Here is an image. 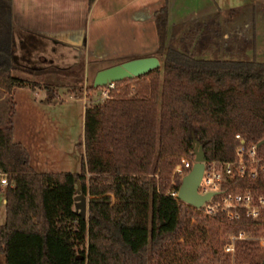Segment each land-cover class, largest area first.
<instances>
[{
  "label": "trees",
  "instance_id": "obj_1",
  "mask_svg": "<svg viewBox=\"0 0 264 264\" xmlns=\"http://www.w3.org/2000/svg\"><path fill=\"white\" fill-rule=\"evenodd\" d=\"M154 15L159 46L152 54L161 64L117 81L119 91L85 107L79 172L32 167L26 146L13 137L12 102L0 126V173L8 181L0 264H229L222 246L232 223L167 191L180 185L173 171L194 142L207 159H231L235 133L264 140V61L254 56V30H228L221 40L220 11L169 24L165 3ZM47 45L14 23L13 0H0V87H44L49 102L56 86L81 94L82 60L54 80L27 77L61 69L41 61ZM77 182L89 196L86 218L74 207ZM239 248L241 263L258 251Z\"/></svg>",
  "mask_w": 264,
  "mask_h": 264
},
{
  "label": "crops",
  "instance_id": "obj_2",
  "mask_svg": "<svg viewBox=\"0 0 264 264\" xmlns=\"http://www.w3.org/2000/svg\"><path fill=\"white\" fill-rule=\"evenodd\" d=\"M214 1L203 0L193 4L189 0H94L89 5L88 0H13V21L18 27L40 34L48 40V49L40 58L43 57L48 64L61 68L56 71L63 74L67 72L64 68L77 60H83L85 64H95L110 55L137 57L152 54L159 46L154 15L157 9L167 3L169 24L202 18L215 11H220L223 17L222 9ZM230 12L240 18L250 17L249 21L252 27H255L254 3H248L245 10L237 14L234 10ZM57 48L60 50L55 54ZM68 48L71 49L70 56ZM101 68L104 67H97L95 72ZM18 87L22 86H15L10 91L0 87V126L6 125L10 117L11 104L5 103L4 100H11L7 95H14ZM38 87L33 90L36 92ZM5 104L6 115L3 109ZM36 127L39 130H36ZM30 128L36 130V138L17 135L13 119V137L26 146L31 165L37 172H79L80 168L74 171L63 168L64 162H60L59 156L60 148L55 143H48L41 134V127L36 125ZM49 145L54 147L57 154L53 155ZM79 164L81 167V159ZM2 189L3 186L0 187V198L2 196L5 211Z\"/></svg>",
  "mask_w": 264,
  "mask_h": 264
},
{
  "label": "rangeland",
  "instance_id": "obj_3",
  "mask_svg": "<svg viewBox=\"0 0 264 264\" xmlns=\"http://www.w3.org/2000/svg\"><path fill=\"white\" fill-rule=\"evenodd\" d=\"M189 1H191L193 4L203 2V0ZM214 2L222 9L223 13V17L220 18L222 21L223 31L221 40H223L228 30L243 31V33L251 35L252 31L255 29L254 56L257 60L264 61V0H215ZM250 2L251 4L254 3L255 27H252V23H250L249 21L250 17L240 18L238 16H235V13L230 12L234 10L237 14L238 12L245 10V6ZM59 50L60 49L57 48L55 54L59 53ZM67 52L70 56L71 49L68 48ZM132 57L136 56L110 55L106 58H101V60L97 61L95 64H93V62H90L89 64H85V62H83L84 80L81 83V85H83V90L79 95H74L67 89L66 86L60 85L58 87H55V97L52 101L49 102L45 100L47 93L44 87H38L36 89V92L29 86L18 87L14 95H7V98L11 100H4L5 103L8 102L9 104H12V102H14L15 104L16 111L12 116V121L14 119L17 128V135H28L29 138H36L38 136V134H36V130L39 129L36 127V130H32L30 126L34 127L38 125L42 129L43 133L41 134L44 135V138L47 139L48 143H55V145L60 148L61 153L58 154L59 156H61L60 162H64V164H62L63 168L69 169L71 171L79 170V162L83 153L85 107L89 104L102 101L106 98L103 95H100L101 93H97L98 88L93 86L90 87L93 83V78L96 73L95 69L99 66L106 67L115 63H119ZM41 59L44 64H48V61L44 60L43 57H41ZM65 61L67 62L68 60ZM56 63L59 65L58 61H56ZM77 72L78 74L81 73L80 71ZM47 73L48 74L35 72V74L33 73L32 75L31 73H29L27 74V77L34 80L37 79L40 81H49L62 76V73L56 70L52 73ZM127 82L133 84L134 80H130ZM76 85V89H79V83H77ZM117 86L118 87L116 89L119 91L121 89L120 87L123 86V84L117 83ZM40 102H45L46 104H42ZM3 109L4 115H6V104L4 105ZM49 147V150L53 152V155L57 154V152L54 151V147H52L51 145H49ZM47 168H49V166H47ZM0 187H2V185H0ZM87 197L89 196L87 195ZM2 201L3 200L1 196L0 224H3L5 222V211ZM197 223V220H193L192 226L196 227ZM216 231L217 229L214 228L212 230V233ZM221 231L222 229L218 230L219 234ZM213 245L214 247L218 248L219 251H221V246H218L216 241H214ZM223 254L228 259L229 264H256L258 261L261 262L262 260H264V249L260 248H258V251H253L252 253H250L249 259L245 263H241V256L239 255V253H236L234 261H232L233 259L226 253ZM0 259L1 262H3L4 258L1 257Z\"/></svg>",
  "mask_w": 264,
  "mask_h": 264
},
{
  "label": "built area",
  "instance_id": "obj_4",
  "mask_svg": "<svg viewBox=\"0 0 264 264\" xmlns=\"http://www.w3.org/2000/svg\"><path fill=\"white\" fill-rule=\"evenodd\" d=\"M117 87V81H109L100 87V95L108 97ZM235 140L233 158H206L198 186L201 195L214 193L201 207L203 213L209 217L222 216L233 225L227 230L222 246L223 253L232 261L241 245L264 249V140L248 139L239 132L235 133ZM194 162V152L180 156L173 171L179 175L180 184ZM7 184V176L0 173V185ZM179 187L173 182L167 191L177 201Z\"/></svg>",
  "mask_w": 264,
  "mask_h": 264
},
{
  "label": "water",
  "instance_id": "obj_5",
  "mask_svg": "<svg viewBox=\"0 0 264 264\" xmlns=\"http://www.w3.org/2000/svg\"><path fill=\"white\" fill-rule=\"evenodd\" d=\"M160 64L161 60L155 54L132 57L96 71L92 84L98 88L97 93L100 94V87L106 85L109 81H121L127 78H134L159 67ZM193 152L195 162L190 172L182 178L178 189V197L186 204L201 208L214 193H207L205 195L198 193V186L202 177L206 156L202 145L197 141L194 142ZM74 200L75 210L79 212L82 218H86L88 197L82 190L79 182H77ZM259 264H264V260Z\"/></svg>",
  "mask_w": 264,
  "mask_h": 264
}]
</instances>
